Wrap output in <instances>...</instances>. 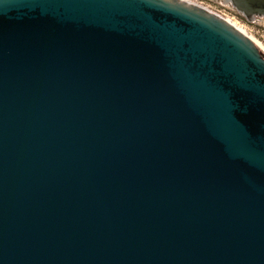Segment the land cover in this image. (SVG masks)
Masks as SVG:
<instances>
[{"label": "water", "instance_id": "water-1", "mask_svg": "<svg viewBox=\"0 0 264 264\" xmlns=\"http://www.w3.org/2000/svg\"><path fill=\"white\" fill-rule=\"evenodd\" d=\"M0 264H264V50L186 0H0Z\"/></svg>", "mask_w": 264, "mask_h": 264}, {"label": "rangeland", "instance_id": "rangeland-1", "mask_svg": "<svg viewBox=\"0 0 264 264\" xmlns=\"http://www.w3.org/2000/svg\"><path fill=\"white\" fill-rule=\"evenodd\" d=\"M195 4L210 5L220 10H224L230 17H233L236 22H239L241 26L249 34L250 38L253 39L263 50H264V19H259L254 24H250L247 20L237 14L230 6H227L223 3L222 0H187Z\"/></svg>", "mask_w": 264, "mask_h": 264}, {"label": "built area", "instance_id": "built-area-1", "mask_svg": "<svg viewBox=\"0 0 264 264\" xmlns=\"http://www.w3.org/2000/svg\"><path fill=\"white\" fill-rule=\"evenodd\" d=\"M188 2H190V1H188ZM191 3H193V2H191ZM193 4H195V3H193ZM196 5H198V4H196ZM198 6H201V7L205 8V9H207V10H209V11H211V12H213V13L219 15V16H221L222 18L226 19L227 21H229L233 25L234 24L237 25L241 29V31H243V33L245 35H247L248 37H250L249 34L246 32V30L243 28V26H241L239 22H236L233 17H230L224 10L217 9V8L212 7L210 5L199 4Z\"/></svg>", "mask_w": 264, "mask_h": 264}, {"label": "bare ground", "instance_id": "bare-ground-1", "mask_svg": "<svg viewBox=\"0 0 264 264\" xmlns=\"http://www.w3.org/2000/svg\"><path fill=\"white\" fill-rule=\"evenodd\" d=\"M234 26H236L237 28H239L237 25L234 24ZM240 29V28H239ZM241 30V29H240ZM243 32V31H242Z\"/></svg>", "mask_w": 264, "mask_h": 264}]
</instances>
